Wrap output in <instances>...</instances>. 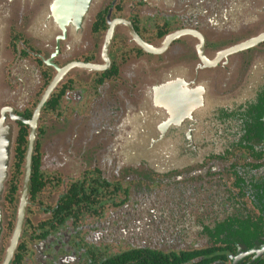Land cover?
<instances>
[{
	"label": "flooded vegetation",
	"instance_id": "1",
	"mask_svg": "<svg viewBox=\"0 0 264 264\" xmlns=\"http://www.w3.org/2000/svg\"><path fill=\"white\" fill-rule=\"evenodd\" d=\"M0 264H264V0H20Z\"/></svg>",
	"mask_w": 264,
	"mask_h": 264
},
{
	"label": "water",
	"instance_id": "2",
	"mask_svg": "<svg viewBox=\"0 0 264 264\" xmlns=\"http://www.w3.org/2000/svg\"><path fill=\"white\" fill-rule=\"evenodd\" d=\"M18 1L20 0H0V247L7 221L6 194L9 190L18 134L16 123L7 116L4 108V103L11 92L5 81V65L10 57L7 50L9 19L13 16Z\"/></svg>",
	"mask_w": 264,
	"mask_h": 264
}]
</instances>
